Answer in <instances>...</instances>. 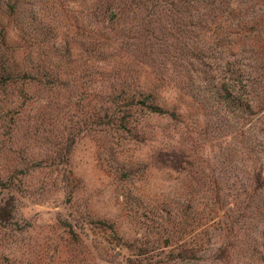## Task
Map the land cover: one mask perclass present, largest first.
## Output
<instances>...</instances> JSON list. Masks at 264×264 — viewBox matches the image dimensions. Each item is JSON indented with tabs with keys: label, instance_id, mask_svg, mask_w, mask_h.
Wrapping results in <instances>:
<instances>
[{
	"label": "rangeland",
	"instance_id": "1",
	"mask_svg": "<svg viewBox=\"0 0 264 264\" xmlns=\"http://www.w3.org/2000/svg\"><path fill=\"white\" fill-rule=\"evenodd\" d=\"M62 1L46 41L2 19L0 264H264V0Z\"/></svg>",
	"mask_w": 264,
	"mask_h": 264
},
{
	"label": "trees",
	"instance_id": "2",
	"mask_svg": "<svg viewBox=\"0 0 264 264\" xmlns=\"http://www.w3.org/2000/svg\"><path fill=\"white\" fill-rule=\"evenodd\" d=\"M130 1V2H129ZM208 0H101L100 2L102 5L100 6V11L104 13V15L109 14L110 17L113 19L119 20L122 16L125 15H137L141 11V5H143L145 2H151L152 3V10L155 8H162L163 11L167 12H173V9L176 8L177 12L179 14H183L186 12H189L190 9L193 7V5L196 4L199 6V8L203 7V10L208 11L209 3ZM54 11V13H52ZM199 9H197V12ZM65 14V5L62 0H58V3H51L50 1L45 2L44 4H41L38 0H0V28L2 30H6V25L2 22V19H9V22H13L15 25H17L18 31L21 35H23L26 31L30 32L31 28L34 29V31L38 30V27L40 24H34L35 22H38V19L40 20V23L47 25V30L45 31V35L42 39V41H46V36L52 35V29L50 26L48 19L51 18L50 16L53 15L57 17L58 15ZM50 15V16H49ZM41 19H40V18ZM250 23V22H248ZM259 21L254 22L251 25V28L247 29V37L248 39L252 38V34L256 32V29H258ZM33 31V30H32ZM246 34V30L244 32ZM39 38L41 35H38ZM54 36V34H53ZM108 35H102L100 38L103 42V44H113L111 39L107 37ZM57 37V36H54ZM107 37V39L105 38ZM38 38V39H39ZM37 39L33 37V40ZM246 39V38H245ZM254 39H258L259 41L264 42V31H259L255 36ZM36 43V41H35ZM264 45V44H262ZM117 51L124 53V50L117 48ZM7 60L0 59V63H7ZM261 62L264 63V54H262ZM43 73H41L38 69V77H42L45 81L50 83L52 80L51 77H58L59 73H52V71H45V69H42ZM261 70H264V67H261ZM23 74V77L25 75L32 76L31 73L28 71H15L13 67H3L0 66V78H3L4 76L7 77H13V76H20ZM37 73H34V78ZM261 82H264V75H261ZM251 76H248V81L246 86L248 87V92L250 90H253L254 92L257 91V87H255V81H250ZM147 96H144L142 100L134 99V103L137 106H141L143 109H146L151 114L154 115H163L167 114L168 112L164 111L160 104L158 103L157 99H154L153 101L148 102L146 101ZM259 104V124L263 125L264 127V92L262 93L261 99L258 101ZM263 170L264 166H261L260 169H258V173L254 175L248 182L250 189H256L259 188L261 190H264V176H263Z\"/></svg>",
	"mask_w": 264,
	"mask_h": 264
}]
</instances>
